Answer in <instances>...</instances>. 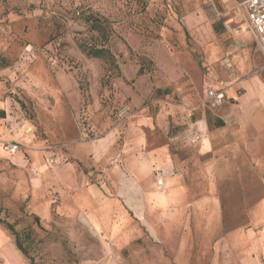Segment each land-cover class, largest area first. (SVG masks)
Segmentation results:
<instances>
[{"label":"rangeland","instance_id":"374dc122","mask_svg":"<svg viewBox=\"0 0 264 264\" xmlns=\"http://www.w3.org/2000/svg\"><path fill=\"white\" fill-rule=\"evenodd\" d=\"M253 80L264 59L231 0H0V220L37 264H264L263 110L248 119L240 99ZM163 148L206 164L192 186L208 196L140 215L118 189L170 181ZM0 264H30L3 224Z\"/></svg>","mask_w":264,"mask_h":264},{"label":"crops","instance_id":"0c3cea01","mask_svg":"<svg viewBox=\"0 0 264 264\" xmlns=\"http://www.w3.org/2000/svg\"><path fill=\"white\" fill-rule=\"evenodd\" d=\"M244 87L246 93L242 95L240 99L245 102L244 107L246 108L248 119H255L256 115H259L261 110L263 111L260 112L262 113L260 115L264 117V83L253 80L252 82L246 83ZM201 124L203 125L204 130L203 135L199 137L205 138L209 136V140L205 141L203 139L205 142L200 146L199 153L201 156H207L210 153V150L213 151L217 145H214L213 141L210 140L211 135H213L214 132L208 130L207 124L204 121ZM157 154L159 157L157 163H155L156 166H158V168H173L174 173L171 175L172 179L166 183L165 180L162 179V176L159 175V173H156L157 175L153 178H145L143 181L144 183L141 180H135L134 184L129 187L122 184V187L118 189V196L125 202H128V205L131 206L133 210L140 214L146 209L147 201H154L156 199L165 202H167V200L175 201L176 196H196L198 192L197 196H208L207 193H202L203 189L201 187L198 190L193 187L194 184H196V175L205 181L202 172L205 169L206 164L199 166L198 171L192 173L185 167L186 165L180 163L176 156L172 155L167 148L160 149L157 151ZM180 167L184 169V173L181 171L178 172ZM159 179H162L163 181L162 186H159L157 183ZM243 180L247 185L253 183V179L250 180V178H243ZM200 183L202 184L203 182ZM144 184L145 186H143ZM90 189L92 193L96 195L94 197H96L97 200L102 201L103 198L108 199L105 196L104 191H102L97 185H92ZM216 191L218 192V189ZM249 195L248 192L247 196Z\"/></svg>","mask_w":264,"mask_h":264},{"label":"built area","instance_id":"2783aa9c","mask_svg":"<svg viewBox=\"0 0 264 264\" xmlns=\"http://www.w3.org/2000/svg\"><path fill=\"white\" fill-rule=\"evenodd\" d=\"M235 4L246 31L254 39L260 54L264 59V0H231ZM231 67V65L229 64ZM209 99L222 103L225 100L223 91L209 90ZM17 146L11 147V152H16ZM159 186L163 185L162 179L157 181Z\"/></svg>","mask_w":264,"mask_h":264},{"label":"trees","instance_id":"16d2710c","mask_svg":"<svg viewBox=\"0 0 264 264\" xmlns=\"http://www.w3.org/2000/svg\"><path fill=\"white\" fill-rule=\"evenodd\" d=\"M88 55L94 58H102L105 56V52L102 49H94L91 48L88 50ZM225 123L222 120H219L218 127H224ZM3 224L5 227L14 235L16 240V245L18 249L30 260V264H37L32 258L29 257L27 250L23 247L22 241H21V233L17 232L14 228V225L4 222L3 220H0V225Z\"/></svg>","mask_w":264,"mask_h":264}]
</instances>
